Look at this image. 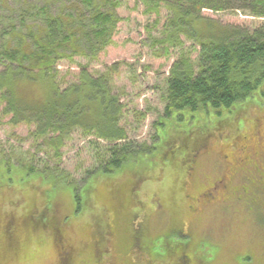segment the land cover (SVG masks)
Here are the masks:
<instances>
[{
    "label": "rangeland",
    "instance_id": "1",
    "mask_svg": "<svg viewBox=\"0 0 264 264\" xmlns=\"http://www.w3.org/2000/svg\"><path fill=\"white\" fill-rule=\"evenodd\" d=\"M104 2L94 5L120 17L112 41L95 59L60 58L58 86L78 82L83 66L95 76L108 75L111 94L122 105L118 123L127 132L119 142L155 148L112 173L97 171V157L113 143L75 128L55 151L45 137L34 135V123L12 124L0 103V264H264V182L257 193L251 184L244 190L247 177L264 176V84L219 116L212 109L164 113L175 62L196 63L207 32L227 26L253 31L264 27V17L204 8L203 19L186 25L187 32L181 27L184 33L176 35L174 29V41L175 14L165 3L151 8L138 0ZM43 6L65 18L86 9L82 0H0V47L8 36L15 48L14 34L24 24L39 25L35 13ZM6 66L0 59V72ZM53 88L52 79L16 87L33 98L48 97ZM244 137L247 160L240 163ZM25 166L37 172L28 175ZM207 187L214 198L204 203ZM255 196L259 207L251 205ZM30 217H40L41 225H29ZM23 219L18 227L15 222ZM138 232L145 242L135 241ZM172 232L185 236V247L164 246L161 240ZM146 241L155 256L143 248Z\"/></svg>",
    "mask_w": 264,
    "mask_h": 264
},
{
    "label": "trees",
    "instance_id": "2",
    "mask_svg": "<svg viewBox=\"0 0 264 264\" xmlns=\"http://www.w3.org/2000/svg\"><path fill=\"white\" fill-rule=\"evenodd\" d=\"M97 1H105L106 4L110 2L113 5L115 0ZM138 1L151 8H158L163 2L171 8L175 14L170 23L174 27L170 33L174 41V29L176 35L184 33L182 28L187 32L186 25L190 26L192 21L200 20L204 8L215 11L233 8L264 17V0ZM94 2L95 0H82L86 9L72 11L68 18L61 13L52 15L45 6L38 8L35 18L40 24L23 23L25 26H21L16 33L14 31L13 38L18 41L15 48L11 45V38L5 36L2 48L0 47V59H5L7 66L6 70L0 72V103L5 105L4 114H12V124L17 125L23 121L34 123V135L45 137L49 148L55 151L63 146L64 138L75 128L96 136L97 141L102 139L113 143L107 144L104 155L97 157L100 161L97 171L112 173L129 161L151 154L155 144H145L137 150L130 141L119 142L127 140V132L118 123L122 105L118 96L111 94L108 75L95 76L89 72L87 66H83L78 82L68 88L60 90L56 80L57 62L60 58L71 59L75 55H82L95 59L112 41L111 36L120 17L110 10L103 11ZM24 19L22 13L21 20ZM197 34V31L188 33L189 36ZM199 47L196 63L182 58L170 69L165 90V117H169L173 111L208 112L209 109L219 116L222 111L230 110L234 105L248 100L264 84V27L253 31L240 26L219 27L216 32H207L206 37L200 39ZM40 79L53 80L54 88L47 94L48 97L33 98L16 89L20 81L34 84ZM24 169L28 175L37 172L31 166H25ZM253 177H247V191L250 190V184L253 188L252 183L258 176ZM74 190L76 192L75 187ZM75 200L78 210L81 206L78 194ZM251 205L259 207L256 196L255 199L252 198ZM31 219L33 218L30 217L32 224L29 225H41L40 217ZM24 222L25 219L15 224L18 227L24 226ZM8 232L13 233V230ZM2 233L6 237L7 230ZM140 235L139 232L134 235L135 241L138 237L141 238ZM184 237L172 232L161 241L164 246L185 247L180 241ZM141 240L145 242L143 238ZM151 245L146 241L143 248L151 250L152 256H155L154 246ZM245 259L249 260V257Z\"/></svg>",
    "mask_w": 264,
    "mask_h": 264
},
{
    "label": "flooded vegetation",
    "instance_id": "3",
    "mask_svg": "<svg viewBox=\"0 0 264 264\" xmlns=\"http://www.w3.org/2000/svg\"><path fill=\"white\" fill-rule=\"evenodd\" d=\"M246 139H247V137H244V141H241V143H242V145H244V146H242L243 147V156H239V157H237V162H242L243 160H247V157H246V152H247V150H248V148H247V145H246ZM241 145V144H240ZM228 158H229V156L227 157V159H226V161H228ZM191 164L189 165V167H188V169L187 170H189L190 171V174H192V172L193 171H195V161H194V158L191 160V162H190ZM229 163V162H228ZM226 166V170L227 171H232L230 168H229V164H227V165H225ZM261 170V169H260ZM260 174H261V172L260 171H258ZM259 174V175H260ZM219 182H221V180L219 181ZM264 182V176H258L257 177V180L254 182V183H252L253 184V188H254V193H257V190L260 188V184H262ZM264 188V187H263ZM206 190H205V193H204V196H203V198L205 199V200H203L202 202H204V203H206V202H210L214 197H213V194H212V192L211 191H207L208 189H212V188H209V187H207V188H205ZM244 190H247V189H245L244 188ZM207 191V192H206ZM202 195V194H201Z\"/></svg>",
    "mask_w": 264,
    "mask_h": 264
}]
</instances>
